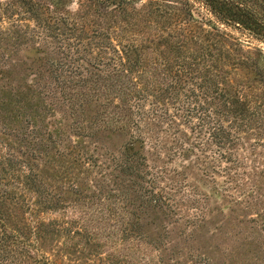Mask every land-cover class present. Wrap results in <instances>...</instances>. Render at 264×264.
Wrapping results in <instances>:
<instances>
[{
  "label": "trees",
  "instance_id": "trees-1",
  "mask_svg": "<svg viewBox=\"0 0 264 264\" xmlns=\"http://www.w3.org/2000/svg\"><path fill=\"white\" fill-rule=\"evenodd\" d=\"M194 1L264 43V0ZM140 2L0 0V264L105 247L106 264H169L152 214L200 228L245 209L264 235V54L226 49L180 0Z\"/></svg>",
  "mask_w": 264,
  "mask_h": 264
},
{
  "label": "rangeland",
  "instance_id": "rangeland-1",
  "mask_svg": "<svg viewBox=\"0 0 264 264\" xmlns=\"http://www.w3.org/2000/svg\"><path fill=\"white\" fill-rule=\"evenodd\" d=\"M73 1L75 2L76 0ZM140 1L138 5H141V3L147 0ZM180 1L187 4L186 8L192 11L195 20L199 21L192 22L194 27L203 26L204 29L208 30L211 29V24L213 23L220 33L227 35V41L229 43H225L226 49L232 50L234 47L232 43H237L243 52L250 53L253 57L256 56V53L264 54L263 42L254 39L239 28L229 27L219 23L209 10L194 0ZM72 8L76 9V5L73 4ZM155 26V23L152 24L146 31H152V28ZM186 27L184 23H179L177 25H171L169 31H173L174 29L175 31L173 33L179 34L182 37V32L188 33L186 29L183 30ZM176 28H181V30H177ZM165 34L167 33L165 32ZM193 34L194 36L196 35V33ZM165 36L169 38L168 35ZM193 47H190V49L196 48ZM184 49L183 53L186 51ZM22 56L21 58H23ZM261 62L259 63L262 64ZM247 71V69L241 68L232 77L237 80L243 79V75H247ZM22 73H24L23 68L16 70L12 75L13 83H16V78ZM126 139L125 136L115 134L111 139L105 141L103 138L102 141L104 144L106 143L108 148L120 149ZM261 193L264 195L263 190ZM237 212L236 215L230 211H225L224 216L217 215L212 221L205 223L200 228L186 226L183 222V225L174 224V220L166 219L161 214H152L150 221L153 220L154 224L148 225L146 231L148 230L147 233L150 237L157 239L161 247L159 248L161 249L159 250L160 252H153L154 255H164V259H170L169 264H189L191 259H197L199 257L203 259L209 258L212 264H239L242 261L247 262L246 264H264V235L263 233L252 234L253 225L249 222V219L253 218L255 212L247 213L248 211H245V209ZM148 222L149 220L147 219L145 223ZM111 251L112 249L110 247H105L100 251V253H103L100 259L92 257H89V259L93 261L92 264L100 262L106 264L107 262L101 260L102 258H107L106 254L111 253ZM47 255L56 263L62 260L67 264H77L76 261L71 262L74 260L71 256L60 255L59 259L57 255L52 256L49 252ZM246 258L248 260H245Z\"/></svg>",
  "mask_w": 264,
  "mask_h": 264
}]
</instances>
